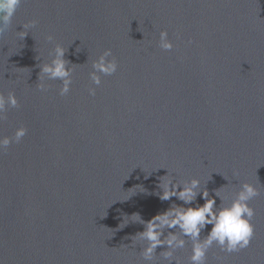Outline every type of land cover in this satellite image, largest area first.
I'll return each mask as SVG.
<instances>
[{"label": "water", "instance_id": "95a60500", "mask_svg": "<svg viewBox=\"0 0 264 264\" xmlns=\"http://www.w3.org/2000/svg\"><path fill=\"white\" fill-rule=\"evenodd\" d=\"M56 44L75 64L64 96L59 80L37 87ZM106 49L118 68L96 86ZM0 92L19 102L0 135L28 129L0 152V264H145L131 245L143 225H119L182 203L155 195L167 169L210 195L224 186L225 204L241 183L259 187L250 245H213L207 264H264V0H23L0 36ZM190 253V241L176 251L182 264Z\"/></svg>", "mask_w": 264, "mask_h": 264}, {"label": "clouds", "instance_id": "9594fccd", "mask_svg": "<svg viewBox=\"0 0 264 264\" xmlns=\"http://www.w3.org/2000/svg\"><path fill=\"white\" fill-rule=\"evenodd\" d=\"M23 0H0V36H2L12 23L17 9ZM37 21L30 20L22 24V31L17 35L23 40L28 35L29 30L35 27ZM159 47L165 51H171L173 42L168 38V32L161 31ZM47 39L51 41L52 36ZM188 43H192L191 40ZM79 52V48L76 49ZM67 50L60 44H56L49 53L52 56L50 62L39 65V83L37 87L41 91L47 90L44 83L48 80H59L61 87L59 94L67 95L72 84L73 65L65 59ZM118 68V63L112 55L111 49H106L92 62V71L89 73L92 84H101V74L105 76L113 75ZM89 95L94 96L96 89L88 88ZM18 100L14 92H8L7 96L0 92V121L7 117L5 113L8 108H17ZM28 129L21 125L16 128L13 135H0V152H6L13 143H19L27 135ZM220 174V173H219ZM234 176L239 173L234 171ZM224 177V176H223ZM147 178V177H146ZM225 178V177H224ZM159 183L155 192L160 201H169L172 197L182 202L172 203L166 210L157 213L151 219L145 221L138 213L130 217L125 216L120 228L125 227L129 220L143 225V231L137 232L131 237L133 246L139 242V255L145 264H157L158 258L163 264H182L181 259L176 255L178 249H184L186 244L191 242V253L188 256L189 264H207V254L213 245L222 252L233 253L247 248L254 235V225L252 219L255 209L250 206L249 201L260 195V188L256 185L243 182L239 190L234 193L231 202L225 204L226 197L221 196L220 189L213 190L214 195H210L206 184L201 187L198 178L177 181L174 176L167 174L158 178ZM226 179V178H225ZM227 180V179H226ZM198 197L204 201L198 202ZM221 203L217 205L216 198ZM211 229L202 238L201 233L207 226ZM158 246L163 250L157 254Z\"/></svg>", "mask_w": 264, "mask_h": 264}]
</instances>
